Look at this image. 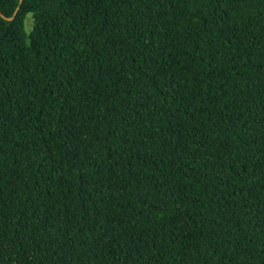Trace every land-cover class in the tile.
Returning a JSON list of instances; mask_svg holds the SVG:
<instances>
[{
	"label": "trees",
	"instance_id": "16d2710c",
	"mask_svg": "<svg viewBox=\"0 0 264 264\" xmlns=\"http://www.w3.org/2000/svg\"><path fill=\"white\" fill-rule=\"evenodd\" d=\"M0 13V264H264V0Z\"/></svg>",
	"mask_w": 264,
	"mask_h": 264
},
{
	"label": "rangeland",
	"instance_id": "374dc122",
	"mask_svg": "<svg viewBox=\"0 0 264 264\" xmlns=\"http://www.w3.org/2000/svg\"><path fill=\"white\" fill-rule=\"evenodd\" d=\"M24 22H25V29L28 30L29 27H30V16H29V14H27V15L25 16Z\"/></svg>",
	"mask_w": 264,
	"mask_h": 264
},
{
	"label": "water",
	"instance_id": "95a60500",
	"mask_svg": "<svg viewBox=\"0 0 264 264\" xmlns=\"http://www.w3.org/2000/svg\"><path fill=\"white\" fill-rule=\"evenodd\" d=\"M21 1H22V0H19V3H20ZM17 8H18V7H17ZM17 8H16V10L14 11V13H13V14H15V13H16V11H17ZM0 15H1V16H3V14H1V13H0ZM5 18H6V19H11L12 17H5Z\"/></svg>",
	"mask_w": 264,
	"mask_h": 264
}]
</instances>
